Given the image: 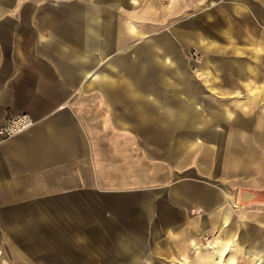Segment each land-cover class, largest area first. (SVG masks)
<instances>
[{"label": "crops", "instance_id": "0c3cea01", "mask_svg": "<svg viewBox=\"0 0 264 264\" xmlns=\"http://www.w3.org/2000/svg\"><path fill=\"white\" fill-rule=\"evenodd\" d=\"M134 1L0 0V126L22 113L34 120L11 137L0 134V264H156L160 250L174 251V264H264V177L238 183L220 176L222 163L229 173L244 163L246 176L264 163L256 149L264 147V122L252 123L264 115V105L252 106L264 90L253 69L264 66V54L255 46L250 59L238 51L211 60L207 66L230 73L196 78L230 97L244 92L249 102L241 110L197 107L167 87H142L157 78L141 77L142 62L159 56L165 64L157 81L166 84L177 68L166 64L167 42L149 38L141 52L135 19L126 30L114 8ZM238 1L247 2L225 0ZM94 2L109 8L88 7ZM250 8L233 7L238 23L261 16ZM208 13L211 27L235 26L231 15ZM212 34L199 35V44L218 46L220 33ZM191 93L198 99L199 90ZM238 186L247 190L240 219ZM209 227L220 230L216 238L189 246Z\"/></svg>", "mask_w": 264, "mask_h": 264}, {"label": "rangeland", "instance_id": "374dc122", "mask_svg": "<svg viewBox=\"0 0 264 264\" xmlns=\"http://www.w3.org/2000/svg\"><path fill=\"white\" fill-rule=\"evenodd\" d=\"M42 1L48 2L45 0ZM63 1L65 0H61L60 3ZM254 1L255 0H253V2H249V0H247V2H225V0H136L132 3L129 2L120 4L118 8H114L115 11L118 10V12L123 15L125 28L127 27L128 22H131L132 19H135V22L139 24L142 35H140V38L136 43L141 44V52L143 50L142 48H144L145 42H147L149 38L150 42L156 41L159 43L160 40L162 41V43L167 42V44H169V47L171 48V50L169 51V60L166 61V64L171 66L172 68H177H175L176 70L174 69V75L176 76L173 75L172 81H169L167 84L158 82L159 75L162 72V64L165 63H163L162 59L157 56V59L151 63L148 61L146 64H144V62L141 63L140 70L142 78L147 76H152L153 78L154 75L157 76L156 82H151L149 84L142 82V87L152 86V88L155 87L158 91L164 90L167 87V89L174 92L175 97H178V99L182 100L181 96H186L187 99L183 100L185 102L188 100L190 104H192V101V105L197 107L203 108L210 104H213L215 106L225 108L226 110H228L229 108L241 110V108L245 106V102H249V97H247L244 92H241V90H238L230 97V95L225 94L221 92L219 88H216L217 84L208 82H202L201 84L195 81L202 78V76L206 74H215L221 76L230 73L228 68L222 65L215 67L207 66L206 64H209L208 62L212 63L211 60L216 59L217 62L221 58L230 59L234 57L236 53H238V51L245 59H250V56L252 55V53H250V48L255 46L256 48H259V50H262V53L264 54V0H261L260 3H256ZM49 4L55 6L52 1H50ZM108 4L109 3L94 2L90 5L88 4V7H92L95 10L101 8L107 9L109 8ZM235 6H240L243 11H247L251 9L250 7H253V9L260 12L261 16L254 17L251 15L250 17L254 19L251 24L246 21H241V23H238L237 20L240 19H237L233 11V7ZM149 7L150 10H148ZM145 10L147 12H145ZM208 12H211L214 18L218 17L217 14H222V16L231 15L235 26L227 27L225 26L224 22L221 23V26L219 28H214V26L211 27L210 23H208L207 25L208 18L205 17V15ZM136 14L137 16L133 18V15ZM252 25L258 26V31L255 32L254 30H251ZM259 32H262L261 35L258 34ZM212 33H220L219 39L217 40L218 46H209L206 41L199 44V35L205 38L214 37ZM226 33L232 35V38L235 39L236 42L232 44L228 40ZM259 40H261L262 43L259 42ZM124 41L126 45L124 54L130 58L132 51L130 50L131 48L128 45L132 42V37L126 35ZM258 42L259 44L256 45L255 43ZM253 59L256 63L260 61V58L258 56L257 58ZM253 69L255 70V73H260L264 76V66H255V68ZM166 74L172 75L173 73L171 74L170 72H167ZM182 78L189 79H185V83H182ZM197 85H200V88H198ZM260 85H262V87L264 88V83ZM193 87L195 90H199L198 99H195L194 101L191 98L188 99L192 96L191 91ZM181 90H188L189 97L187 96L186 92H181ZM252 104L251 105L254 107L253 111L255 112L257 110L256 106H258L259 104H261V106L264 105V90L262 95L258 93L257 98L252 101ZM178 106L179 103L176 105V108ZM202 116L203 118H212L211 115ZM238 116L244 117L240 115ZM252 117L254 119V122H252L254 124V128H257L256 124L259 120L264 122V115H257ZM220 123L222 124V126H224V124L227 122H225V120H221ZM200 133V135H203V131ZM253 135L255 136L257 135V133L253 131ZM256 149H259L258 153L264 152V147H257ZM228 165L229 164L225 163L221 164L222 174H220V176L221 180L223 181V178L226 175L236 177L238 183L243 182L246 178L249 177H256L258 179L264 177V163H254V170L252 173H250L252 175L249 174L250 176H246L244 169H242L244 163L238 162L234 164L231 173H229ZM237 189L239 194L236 206L234 207V214L237 219H240L241 213L243 212L242 205L244 202H246L242 197L244 195V192L247 190L246 188L240 186H238ZM210 228L211 227L205 228V230L199 234L200 238H189V246H191L192 240H199L202 243L207 244L210 239L216 238V235L219 234L220 230L217 231L216 228ZM160 240H163V238H156V241L159 242ZM143 248H146V250ZM147 250L148 243H142L143 255H145ZM189 251H192L191 248H189ZM234 254H236L238 258L239 254L237 252L235 253V251ZM153 255L155 256V254ZM175 257H177V255L174 254V251H172V253H167L160 250L157 252V256L153 259L157 261L156 264H162L163 262H166L167 264H174L175 262L173 260L177 259ZM189 257H191L192 259L194 258L191 252L189 254ZM237 261H239L238 264H245L243 263L244 260L242 259H238Z\"/></svg>", "mask_w": 264, "mask_h": 264}, {"label": "built area", "instance_id": "2783aa9c", "mask_svg": "<svg viewBox=\"0 0 264 264\" xmlns=\"http://www.w3.org/2000/svg\"><path fill=\"white\" fill-rule=\"evenodd\" d=\"M34 120L30 114L22 113L8 117L0 126V134L5 137H11L32 126Z\"/></svg>", "mask_w": 264, "mask_h": 264}, {"label": "water", "instance_id": "95a60500", "mask_svg": "<svg viewBox=\"0 0 264 264\" xmlns=\"http://www.w3.org/2000/svg\"><path fill=\"white\" fill-rule=\"evenodd\" d=\"M45 1H52L54 5H58L61 0H45Z\"/></svg>", "mask_w": 264, "mask_h": 264}, {"label": "bare ground", "instance_id": "6f19581e", "mask_svg": "<svg viewBox=\"0 0 264 264\" xmlns=\"http://www.w3.org/2000/svg\"><path fill=\"white\" fill-rule=\"evenodd\" d=\"M210 248H212V247H210ZM224 253V252H223ZM185 264V263H184Z\"/></svg>", "mask_w": 264, "mask_h": 264}]
</instances>
